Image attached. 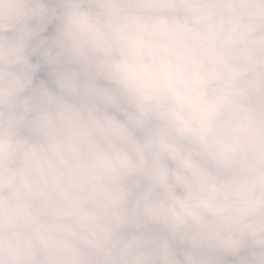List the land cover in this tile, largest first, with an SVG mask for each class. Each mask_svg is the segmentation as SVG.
<instances>
[{
    "label": "clouds",
    "instance_id": "clouds-1",
    "mask_svg": "<svg viewBox=\"0 0 264 264\" xmlns=\"http://www.w3.org/2000/svg\"><path fill=\"white\" fill-rule=\"evenodd\" d=\"M0 264H264V0H0Z\"/></svg>",
    "mask_w": 264,
    "mask_h": 264
},
{
    "label": "trees",
    "instance_id": "trees-1",
    "mask_svg": "<svg viewBox=\"0 0 264 264\" xmlns=\"http://www.w3.org/2000/svg\"><path fill=\"white\" fill-rule=\"evenodd\" d=\"M53 33H54L53 29H51V30H48V31L44 32L42 34V36L43 37H49ZM38 58H39L38 56L32 57L33 62L34 63L37 62ZM41 63H42V61H41ZM48 71H49V69H47V67H43L42 66L41 70L37 73V77H36L35 83H38L40 80H44L49 85V87H54V85L51 82V78L48 76ZM228 259L231 260L232 258L229 257Z\"/></svg>",
    "mask_w": 264,
    "mask_h": 264
},
{
    "label": "rangeland",
    "instance_id": "rangeland-1",
    "mask_svg": "<svg viewBox=\"0 0 264 264\" xmlns=\"http://www.w3.org/2000/svg\"><path fill=\"white\" fill-rule=\"evenodd\" d=\"M51 29H53V32H54V30H55V22H53V24L49 25L47 31L51 30Z\"/></svg>",
    "mask_w": 264,
    "mask_h": 264
}]
</instances>
